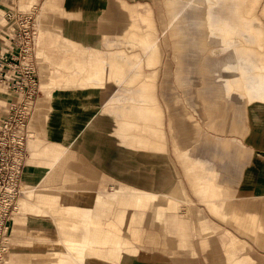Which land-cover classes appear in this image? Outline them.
Wrapping results in <instances>:
<instances>
[{"label":"rangeland","instance_id":"rangeland-1","mask_svg":"<svg viewBox=\"0 0 264 264\" xmlns=\"http://www.w3.org/2000/svg\"><path fill=\"white\" fill-rule=\"evenodd\" d=\"M126 1L129 3L146 2L153 11L156 26V32L153 35L158 42V49L154 50V53L155 55L156 52L157 55L160 54L159 65L158 58L154 59V67H158L159 70L156 81V94L159 102L154 100L160 110L159 119H162L163 113L165 116V155L170 160L161 159L160 154L151 150L137 151L133 156L123 150L126 156L121 157V161L114 162L112 164L114 166L102 165L96 163L92 156L84 151L71 147L52 169H48L46 164L49 157H41L43 164L40 165V169L44 172L48 170L44 178L49 176L51 179L44 181L43 178L40 184L27 187L20 180H22L21 170L30 160L29 142L32 138L30 140L28 138L29 131L37 130L36 126L32 125L33 119H78L76 115L72 118V114H76V106L79 105L78 99L82 95L94 99L90 91L93 88L104 90L101 94L110 96L109 108L116 115L119 110L121 114L122 111L126 112V109L128 110L135 104L140 105L139 97L133 100L134 95L140 93V80L135 79L134 74L141 72L142 79H146L143 68L147 67L145 66L147 63L142 61L141 57L148 55V51L129 44V36L125 44H117L116 41H122L125 37L118 36L115 29L105 30L106 38L97 35L101 39L93 45H86L87 47L74 43L70 38L69 42H62L61 38L65 30H63L62 20L60 21L62 29L58 32L60 27L56 28L54 23L58 12L53 8L42 11L43 0H35L32 5L25 8H23L24 0H0L2 8L15 7L12 13L0 11V46L7 38L12 57L11 69L14 73L11 81L14 87L12 90L6 89L5 82L0 84V119L12 117L16 121L22 116L26 117L25 124L15 130L20 134L22 131L19 129L23 131L26 127L29 129L27 133L25 132L26 136L24 135L22 145L19 144V137H16L13 143H11L9 134L5 138H0V141L7 143L4 148H0V151L4 150L6 154H9L13 149L14 168L19 170L20 176L17 186L12 190L13 188L11 189L6 184L5 171L0 172V206L7 197L15 194V200L8 214L3 219L0 217V264H36L42 261L41 255L47 252L45 241L38 238L35 233L33 223L35 215L30 209L21 208L19 205L21 200L26 199V191L33 190L31 204L35 203L34 200L38 195L44 194L54 195L57 202L71 204L76 202L78 192L81 190L87 191L82 201V203H87L91 200L95 189L108 190L110 187L122 185L155 192L160 195L155 205H164L167 199L164 193L170 188L171 182L162 186V178L169 166L172 181H181L192 200L190 206L192 213L188 216L194 220L198 213L204 216L209 226L215 229L209 235L218 243L228 240L225 233V230H228L233 236L246 243V253L249 256L257 263L264 264V233L254 241L249 236L241 234V228L234 223L215 218L195 197L182 167L176 160L171 143L172 133L167 125L171 118L175 129L173 135L182 150L188 149L197 157L213 163L219 169L224 168L221 170L230 174L233 179L229 183L230 187L220 183L223 186L224 198L239 202L234 199L235 196L243 192L248 183L247 179L251 181L250 184L256 196L246 201L259 206L257 210L263 218L264 226V161L254 153V151L264 152V149L250 143L252 141L245 142L241 139L245 137L249 129L248 124H251L253 130L252 123L261 121L251 120L254 115L250 110L251 108L253 110L254 104L247 105V101H264V97L261 98L258 92L249 93L247 91L248 74L252 79L255 75L261 76L263 73L247 71L248 67L243 57L235 55L240 47L235 41L236 38L241 37L236 31L233 34L228 33V25L222 23V20L219 21L221 14L217 8L219 0H207L203 3L202 12L203 15H207V17L204 16L203 22L205 37L198 40V48H187L182 53V75L177 81L176 52L167 29L169 18L166 1ZM195 5L196 3L193 4ZM255 8L252 25L259 24L257 28L262 32L261 47L264 49V0H261ZM235 15L246 18V20L251 16V14L246 15L240 6L236 8ZM61 17L65 18L67 15L63 13ZM209 18L215 20L213 26L207 25ZM6 19L10 21L7 26L6 22H3ZM94 25L93 30L100 34L101 30L98 29L97 21ZM221 29H225L224 34H221ZM128 32L131 30L129 29ZM250 41L247 43L243 41V43L249 49H254L255 41L252 39ZM260 53L264 54V51ZM120 58L127 60V65L123 67L125 73L120 76L108 74L103 68L104 65L110 59L119 61ZM144 71L149 70L144 68ZM249 83L252 84V82ZM22 85L26 88L24 95L21 92ZM79 85H83L84 88ZM78 88H82V91ZM106 89L109 91L106 92ZM210 103L215 104V109L209 108ZM40 104L44 107H40ZM238 106L241 109V117L245 121L246 129L240 128L239 124L235 123ZM40 108L41 117L38 115ZM100 109L102 107L94 108L95 111ZM256 109L261 112V109ZM86 113L85 111L84 114ZM12 125L14 126V123ZM186 130L188 134H185V140L178 137ZM234 139L240 140V143L235 142ZM211 143H216L221 150H215ZM249 149L251 151H248ZM37 159L40 160V158L34 160ZM34 160L31 162L34 163ZM134 161L137 162L136 166L133 165ZM2 164L4 161H0V168ZM181 208L184 210L185 206ZM141 227L144 231L138 247L143 248L152 258L164 256L172 264H177L182 259H187L191 264H209L210 262L206 259L208 255L222 256L221 248L217 250L204 248L195 234L192 237V248L180 247L177 236L171 233L168 226L153 218L152 209H145ZM147 230L149 234L159 232L158 237L161 241L159 249L151 251L144 246L143 239Z\"/></svg>","mask_w":264,"mask_h":264},{"label":"crops","instance_id":"crops-1","mask_svg":"<svg viewBox=\"0 0 264 264\" xmlns=\"http://www.w3.org/2000/svg\"><path fill=\"white\" fill-rule=\"evenodd\" d=\"M24 1L23 8L32 5L35 0ZM43 1L42 11L53 8L58 12L54 22L56 28L60 27L58 32L62 29L60 26L62 20L63 30L65 29L64 36L61 38L62 42H69L70 38L74 43L87 47L86 45H93L101 39L97 35L106 38L107 34L104 31L115 29L118 36L125 37L122 41H116L117 44H125L127 36L132 30L130 29L131 32H128L127 28L118 26L119 10L122 5L128 11L135 12L136 15H149L152 30L156 32L153 11L146 2L129 3L126 0ZM260 1L258 0L257 5ZM255 10L256 8L253 9L251 16L255 15ZM0 11L12 13L15 11V7H0ZM63 13L67 17H61ZM4 21L6 26L10 23L7 19ZM96 21L98 29L101 30L100 34L93 30ZM110 22L111 25H109ZM140 26L145 27L142 23ZM248 41L250 40L248 39ZM149 55L150 53L141 57L142 61H147ZM121 60L124 59L120 58L119 61ZM158 60L159 65L160 54H158ZM144 68L149 71L145 72ZM144 68V75L155 76L153 91L154 99L157 101L158 67L147 66ZM247 71L250 69L248 68ZM254 79V77L251 79L248 74L247 91L249 93L259 92L260 84L256 85ZM79 87L84 88L83 85H79ZM261 87L264 92V84ZM82 88H78V90L82 91ZM90 91H92L91 96L94 99H90L87 95H82L78 99L79 105L76 106V114H72V118L76 115L78 119H33L32 125L34 124L37 130L29 131L26 127L21 132L26 136L25 132L29 131L28 138L29 140L32 138L29 142L30 160L21 170L22 180L20 181L27 187L40 184L45 172L48 171L44 172L40 169V165L43 164L41 157H49L46 164L48 169H52L71 147L84 151L87 155L92 156L96 163L102 165H112L117 160L121 161V157L126 156L123 150L128 151L132 156L137 151L151 150L160 154L161 159L170 160L165 155L164 113L162 119H124L120 110L118 115L110 110V96L101 94L104 90L93 88ZM247 102V105L254 104L253 110L252 108L250 110L254 115L251 120L259 119L261 121L252 123L253 130L251 124H248L249 129L245 137L243 136L241 139L245 142L252 141L250 143L264 149V101ZM85 106L86 108H84ZM98 107H102V109L95 111L94 108ZM237 108L239 109V106ZM256 108L261 109V112ZM91 109L92 111H90ZM85 111L86 114H84ZM94 113L99 114L100 117L94 118ZM127 124L133 125L134 130H128ZM167 125L172 133L171 143L176 160L182 167L195 197L215 218L234 223L241 228V234L247 235L255 241L264 233V226L263 218L257 210L259 206L246 201L256 196L254 188L250 184L251 181L247 179L248 183L243 192L235 196L234 199L239 202H234L231 198H224L222 185L230 187L229 183L233 181L230 174L221 170L224 168L219 169L213 163L197 157L188 149L182 150L173 135L175 129L171 118ZM21 133L20 135H22ZM181 134L178 137L185 140V134H188L187 130ZM234 141L240 143V140L234 139ZM211 144L215 150H221V147L216 143ZM254 153L264 161V152L254 151ZM35 158H40V160H34ZM32 160L34 163L31 162ZM133 165L136 166L137 162L134 161ZM168 168L170 169V166ZM168 168L162 178V186L171 182L170 188L164 193L167 196L164 205H155V201L160 196L155 192L122 185L110 187L108 190L95 189L91 200H88L87 203H82L87 193L84 190L78 192V199L71 204L57 202L56 197L51 194L38 195L34 200L35 203L31 204L33 190L26 191V199L21 200L19 205L21 208L30 209L35 215L33 220L35 233L47 245V252L41 255L42 261L36 264H89L95 260L104 264H172L168 258L164 256L152 258L143 248L138 247L144 231L141 226L145 209H152L153 218L168 226L171 233L177 236L180 247L192 248V237L195 234L199 237V242L201 241L200 244L204 248L210 250L221 248L222 256L208 255L206 257L209 264H259L246 253V243L233 236L228 230H225L228 240L218 243L209 235L215 229L209 226L204 216L198 213L196 220L188 216L192 213L190 209L192 200L181 181H172ZM42 172L44 174H41ZM19 178L18 175V181ZM50 179L51 177L48 176L44 178V181H50ZM183 205L185 206L184 210L181 208ZM158 236H160L159 232L149 234L147 230L143 239L147 250L159 249L161 241ZM259 245L261 246V244ZM177 264L191 263L187 259H182Z\"/></svg>","mask_w":264,"mask_h":264},{"label":"bare ground","instance_id":"bare-ground-1","mask_svg":"<svg viewBox=\"0 0 264 264\" xmlns=\"http://www.w3.org/2000/svg\"><path fill=\"white\" fill-rule=\"evenodd\" d=\"M167 3V12L169 23L167 29L173 40L176 60H177V70H176V79L179 81L182 75V53L187 48H198V40L205 37V30L203 29L204 16L203 15V3L207 0H165ZM228 1V2H226ZM193 6V4H195ZM258 0H219L218 11L221 13L219 21L228 25L227 32L230 34L235 33L239 34L241 38H236V44H239V50L235 55L237 57H243L244 63L247 67L254 72L264 73V54L260 53L263 48L262 46V32L258 29V23L254 22L255 15L251 16L246 20V18L236 16V8L240 6L244 9L246 15H252V11L257 5ZM190 7V9H189ZM216 8V10H217ZM207 17V15L205 16ZM206 21V19H205ZM214 19L209 18L208 24L210 26L214 25ZM108 23V22H106ZM144 24V28L140 24ZM251 23V25H250ZM111 25V22L109 23ZM119 28L131 29L132 32L129 36V44L132 46H138L144 51L150 53L149 58L146 61V66L154 67V59L158 58L157 52L156 55L154 50L158 49V42L156 37H154L152 30V22H149V15H136L135 12L128 11L123 5L119 10ZM167 30V31H168ZM221 34L225 33V29L220 30ZM213 34V33H212ZM214 36V34L212 35ZM215 37V36H214ZM249 40L255 41V48H248V46L243 43ZM250 42V41H248ZM250 52V53H249ZM238 53V54H237ZM125 60L120 62L116 59H110L108 63L104 65V70L108 74L115 76H120L125 73L123 67L127 65ZM244 69V67H242ZM246 70V69H245ZM135 79L140 80V93L134 95L133 100H137L139 97V103L133 105L128 110L121 112V115L124 116V119H159L161 117L159 107L156 105L154 100V91H153V82L155 76H146V79H142L141 72H136L134 74ZM255 83L260 84L259 92L261 98H263L262 85L264 84L263 75H255ZM63 79V77H59ZM55 101V100H54ZM215 105V104H214ZM214 105L211 103L208 104L210 109H215ZM40 107H44L42 104ZM39 117L42 115V110L40 108L38 112ZM237 118L234 119L235 123L240 128L246 129V124L244 119L241 117V109L236 112ZM100 117L99 114L94 113V118ZM231 123V119H230ZM128 130H134V126L127 124ZM145 131V130H144ZM22 145V144H21ZM23 147H21L22 150ZM23 151V150H22ZM18 181V178H17ZM17 184V182H16ZM53 264V263H48ZM89 264H104L98 260L91 261Z\"/></svg>","mask_w":264,"mask_h":264},{"label":"built area","instance_id":"built-area-1","mask_svg":"<svg viewBox=\"0 0 264 264\" xmlns=\"http://www.w3.org/2000/svg\"><path fill=\"white\" fill-rule=\"evenodd\" d=\"M10 49V43L8 41V39L6 38L3 41V44L0 46V84H5L6 85V89L12 90L14 87L11 84L12 81V77H13V69H11V52L9 51ZM25 89V90H24ZM21 91V90H20ZM26 91V88L23 87L22 85V94L24 95V92ZM25 108V106L23 107ZM8 112H10V110H8ZM26 117H20V119H17L16 121L14 119H12V117L10 119H0V138H5L6 136L11 135V143H13V140L16 137H19V144H22V141L24 139V135H20L18 134V131H16L15 129L18 127H21L25 124V121L27 119H25ZM14 123V126L12 125ZM9 126H13L12 128H10ZM15 127V128H14ZM20 131H23V129H19ZM3 141H0V148H4L6 146L5 143H3ZM5 144V145H4ZM14 148V146H13ZM21 151V150H20ZM12 157V158H11ZM13 159H14V153H13V149L12 152H10L9 154H6L3 151H0V161L3 162L4 164H2L1 168H0V172L5 171L6 174V184L8 185V187H11L12 190H14V188L17 186L16 182H17V178L19 175V170H15L14 168V164H13ZM4 180V179H3ZM15 196V194H14ZM7 197L5 199V201L3 202V204L0 206V217L3 219L5 218V216L8 214L9 208L12 206V203L15 200V197Z\"/></svg>","mask_w":264,"mask_h":264}]
</instances>
